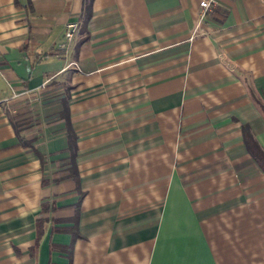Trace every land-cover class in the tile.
Masks as SVG:
<instances>
[{"label": "crops", "instance_id": "0c3cea01", "mask_svg": "<svg viewBox=\"0 0 264 264\" xmlns=\"http://www.w3.org/2000/svg\"><path fill=\"white\" fill-rule=\"evenodd\" d=\"M198 1L0 0V264H264V0Z\"/></svg>", "mask_w": 264, "mask_h": 264}, {"label": "trees", "instance_id": "16d2710c", "mask_svg": "<svg viewBox=\"0 0 264 264\" xmlns=\"http://www.w3.org/2000/svg\"><path fill=\"white\" fill-rule=\"evenodd\" d=\"M82 1H83V14L81 17V22H80L81 30H83L84 23L88 17L89 3L91 0H82ZM83 39H84V36L81 37L77 43L81 42ZM255 103L257 104V107L259 108L263 116V119H264V105L257 102V100H255ZM59 117L63 120V126H64V131H65V138H66V146L69 150V157H70L69 164L67 165V169H68L67 175H69L70 177H73V179H75L76 181V174H77L76 168H75L74 163L72 162V156H73L74 149H75V141H74L75 134L69 123L68 110H67V106L64 100H63L62 108L59 111ZM241 133H242V141L245 145L247 153L253 158V160L256 162V164L259 166L262 173L264 174V151L261 149V147L258 145L256 140L253 138V136L249 132L246 125H243L241 127ZM18 140H19V143L22 145L29 144V140L23 139L20 135H18ZM36 154L40 158V154L37 152ZM77 207H78V202H76L75 204V210H77Z\"/></svg>", "mask_w": 264, "mask_h": 264}, {"label": "built area", "instance_id": "2783aa9c", "mask_svg": "<svg viewBox=\"0 0 264 264\" xmlns=\"http://www.w3.org/2000/svg\"><path fill=\"white\" fill-rule=\"evenodd\" d=\"M215 1L216 0H199L198 1V20H202V18L206 15V13L215 4ZM75 29H76V23L74 21L66 22L64 25L62 40L58 42L56 45L58 47L64 48L67 45V43L71 40V37Z\"/></svg>", "mask_w": 264, "mask_h": 264}]
</instances>
